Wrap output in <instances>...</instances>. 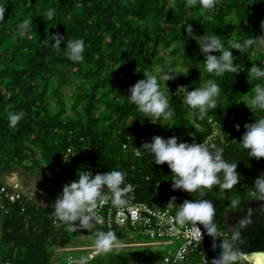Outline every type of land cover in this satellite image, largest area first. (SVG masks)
<instances>
[{"label":"trees","instance_id":"trees-1","mask_svg":"<svg viewBox=\"0 0 264 264\" xmlns=\"http://www.w3.org/2000/svg\"><path fill=\"white\" fill-rule=\"evenodd\" d=\"M0 7L6 9L0 20V186L2 175L19 165L41 172L49 182L45 203L21 197L7 203L8 213L0 209V262L64 264L67 255H76L57 253L55 246L77 236L79 230L69 231L52 219L51 200L62 192L61 179L68 174L63 157L69 147L78 159H90L105 172H126V183L135 187L137 200L166 202L174 195L171 170L166 163L155 165L143 143L156 135L191 142L189 133L197 142L206 141L212 130L210 119L218 122L222 132L214 143L224 149L228 162L238 164L240 174L232 190L217 186L205 193L216 203V223L225 235L229 233L221 214L226 208L243 209V202L251 199L255 178L264 173V158H250L239 141L244 125L264 116V112L252 113L241 101L261 83L251 84L247 72L252 64L264 67V49L259 45L242 53L233 50L239 73L217 77L204 70L199 45L185 27L190 23L197 35H218L225 47L229 41L243 43L264 36V0H216L211 10L199 4L188 7L186 0H0ZM49 11H53L51 19ZM24 19L32 21L31 30L19 35ZM54 33L84 40V61L68 58L66 40L59 50L54 48ZM169 67L188 74L170 80L165 89L175 111L164 122L166 127L151 123L127 96L129 88L144 78V71L162 74ZM209 79L221 89L217 108L203 120L189 117L177 87H199ZM20 111L25 113L23 119L10 127L8 114ZM195 196L201 195H178V203ZM234 197L242 203L230 208ZM98 228L114 231V244L139 243L126 241L118 227ZM87 245L94 246V241L82 246ZM164 253L118 246L110 253H99L93 262L160 264ZM195 257L192 252L181 264H195Z\"/></svg>","mask_w":264,"mask_h":264},{"label":"clouds","instance_id":"clouds-1","mask_svg":"<svg viewBox=\"0 0 264 264\" xmlns=\"http://www.w3.org/2000/svg\"><path fill=\"white\" fill-rule=\"evenodd\" d=\"M197 4L203 9L211 10L216 6V0H186L188 7H194ZM5 12L6 9L0 7V20L4 18ZM52 16L53 11H49L48 19ZM31 25L30 19H24L19 28V35L30 31ZM261 28H264V21H261ZM185 29L188 37L196 40L199 45L200 54L204 57V70L217 77L229 72L239 73V67L233 62V50L242 53L254 46L264 45V36H257L255 39H245L243 43L229 41V46L225 47L218 35L206 33L197 35L190 23L186 24ZM65 40L68 58L73 62H83L84 40H72L60 33L52 34V44L57 50L60 49L61 42ZM143 74L144 78L129 88L130 94L127 96L129 102L136 105L151 123L167 127L164 122L172 119L175 111L170 106L165 89L169 87L170 80H175L181 74L186 75L188 71L180 72L178 69L169 67L162 74L147 70ZM247 74L251 84L253 80L261 81V83L252 86V95L245 94L241 101L252 113L264 112V67L252 64ZM176 93L182 97L189 117H198L203 120L210 110L217 108L221 89L215 80L209 79L199 87L189 88L187 85H180ZM24 115L23 111L10 112L9 126H17ZM235 127L239 131L240 125L236 124ZM244 129L239 141L247 150L248 156L257 160L264 158V116L255 118L254 122L246 123ZM189 136L191 142L181 141L177 136L164 138L156 135L150 142L145 141L142 145L154 156L155 165L167 164L173 177L172 188L189 193L199 192L203 197L206 192L213 191L217 186L221 191H230L238 185L240 181L238 164L230 163L224 158V149L215 143L197 142L193 133H189ZM65 161H68L66 157ZM126 176V172L117 169L98 172L95 175L89 170H78L79 178L64 184L62 192L53 205V223L57 226L63 224L69 231L89 230L93 234L97 253L112 252L117 237L114 231H103L97 227L99 216L95 210L98 204L102 205L108 200L115 207L128 203L133 186L126 183ZM249 195L253 200L264 201V173L255 178ZM241 203L238 197H234L229 206L237 208ZM173 206L169 204L170 208ZM251 214L252 209H248V215L238 221V227L231 230L227 239H221L225 234L214 220L215 207L209 200L202 198L184 200L182 204L176 206L175 221L182 226L190 224L195 229L198 225H203L207 234L213 238L214 247H216L215 242L220 241L221 251L213 259L212 264H264V251L247 252L240 247L243 243L241 230L252 223ZM199 234L201 235L200 232ZM91 259L90 255L79 257L69 255L65 259V264H89ZM175 259L182 260V253L177 252Z\"/></svg>","mask_w":264,"mask_h":264},{"label":"built area","instance_id":"built-area-1","mask_svg":"<svg viewBox=\"0 0 264 264\" xmlns=\"http://www.w3.org/2000/svg\"><path fill=\"white\" fill-rule=\"evenodd\" d=\"M211 133L207 136L206 141L209 144L214 143L220 135H222L220 126L217 121L210 119ZM223 139V137L221 136ZM68 161H63L68 170V174L61 179L62 190L65 183L78 179V170H89L95 175L98 172H105L96 167L90 159L84 161L77 158L76 151L69 147L64 155ZM76 163V165H75ZM83 164V166H82ZM135 187L133 186L132 192L129 194L131 197L127 204L115 207L108 200L105 203L98 204L97 215L99 216V223L97 227L107 229L120 228L123 232L130 233V239L133 234H141L148 238L146 242L139 243H126L125 245H171L178 242V247L174 251H166L161 259L160 264H181L188 260L190 253H195V264H209L208 256L203 246L202 230L195 229L190 224L179 225L175 221L176 206L178 203V195L190 196L192 193L183 190H174L172 200L166 202L162 200H154L152 202L137 200L134 193ZM21 198L14 191V188L7 182L2 181L0 186V209L3 213H8L9 207L7 203L15 202ZM173 198H175L173 200ZM173 207H169V204ZM24 210V207H23ZM201 233V235L199 234ZM72 250H87L84 255H90L92 259L89 264H95L93 259L99 254L96 252L94 246L88 248L75 247ZM90 250V251H89ZM181 252L183 259L177 261L175 259L176 253ZM79 257L78 255L69 254ZM68 255V256H69ZM67 257V256H66ZM66 259V258H65ZM0 264H13L11 261H2ZM65 264V263H64Z\"/></svg>","mask_w":264,"mask_h":264},{"label":"rangeland","instance_id":"rangeland-1","mask_svg":"<svg viewBox=\"0 0 264 264\" xmlns=\"http://www.w3.org/2000/svg\"><path fill=\"white\" fill-rule=\"evenodd\" d=\"M172 1V0H171ZM261 49H264V45H260ZM154 66L156 67V70L160 72V68L158 64L154 61ZM28 165H31L28 163ZM2 180L4 182L9 183L13 188L14 191L17 193L20 197H27L29 200L34 201L36 203H45L48 196V189H49V182L47 179L42 175L41 172L32 169L28 166L19 165L13 170L12 172H8L2 175ZM56 199H52L51 203L54 205ZM127 239L126 241L131 242H144L148 241V238L141 235V234H133L132 239H130V233L124 232ZM86 241H94L93 234L90 233L89 230L81 229L79 230V234L75 237H73L70 240H64L62 242H59L55 246V251L57 253L65 254V252H75L76 255L82 256L85 254V250H72L75 247H82V248H88L90 245L82 246L83 243H86ZM126 243L122 244H114V247L118 246H126V247H134V249L139 251L144 250H162L163 252L166 251H174L178 247V242L171 245H157V246H149V245H125ZM79 245V246H77ZM90 251V250H89ZM66 256V255H65ZM68 256V255H67ZM64 257V255H63Z\"/></svg>","mask_w":264,"mask_h":264},{"label":"water","instance_id":"water-1","mask_svg":"<svg viewBox=\"0 0 264 264\" xmlns=\"http://www.w3.org/2000/svg\"><path fill=\"white\" fill-rule=\"evenodd\" d=\"M201 198L211 201L215 207V201L208 194H205ZM243 206V209L238 211H232L226 208L223 212L224 225L231 233L233 228L238 227V221L248 215V209H252V223L247 228L241 230L243 233V243L240 247L247 252L264 251V201L253 200L251 198L244 201ZM198 226L202 230V235H204L203 246L208 256L209 264H212L213 259L217 257L221 251L219 248L220 241L217 240L215 242L216 247H214L213 238L207 234L203 225ZM229 236L225 235L221 239H227Z\"/></svg>","mask_w":264,"mask_h":264},{"label":"flooded vegetation","instance_id":"flooded-vegetation-1","mask_svg":"<svg viewBox=\"0 0 264 264\" xmlns=\"http://www.w3.org/2000/svg\"><path fill=\"white\" fill-rule=\"evenodd\" d=\"M201 198V196L200 197H192V198H190L189 200H191V199H200ZM238 210H242V209H238ZM222 215V217H223V214H221ZM218 216H219V213L217 212V207H216V203H215V217H214V220H215V222H216V218H218ZM223 224H224V219H223ZM230 235V232L228 233V234H226V236H229ZM225 236V235H224Z\"/></svg>","mask_w":264,"mask_h":264}]
</instances>
